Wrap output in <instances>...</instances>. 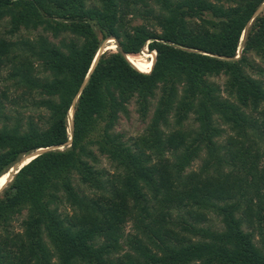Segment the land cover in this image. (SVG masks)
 Returning <instances> with one entry per match:
<instances>
[{"label": "trees", "instance_id": "trees-1", "mask_svg": "<svg viewBox=\"0 0 264 264\" xmlns=\"http://www.w3.org/2000/svg\"><path fill=\"white\" fill-rule=\"evenodd\" d=\"M91 4L0 0V264H264V0Z\"/></svg>", "mask_w": 264, "mask_h": 264}, {"label": "rangeland", "instance_id": "rangeland-1", "mask_svg": "<svg viewBox=\"0 0 264 264\" xmlns=\"http://www.w3.org/2000/svg\"><path fill=\"white\" fill-rule=\"evenodd\" d=\"M90 5H92L91 3H95L97 0H87ZM261 8V11L264 10V7H260ZM260 11V12H261ZM140 22L139 21H134V24H139ZM4 24V25H3ZM0 25V35L1 33H3L4 29L6 28V23H3ZM46 37H48V39H50L52 42L54 43H57V41L53 40L51 38V36L49 34L45 35ZM116 44H115V40H111L109 42H105L103 43V45L101 46L100 49H102V52H105V51H115V48H116ZM144 52V53H143ZM141 54L139 55H134L133 58L138 61L141 65H146L147 64V51L144 50ZM251 58L254 60L255 64L259 67L258 70L262 69L263 71L258 74V75H254V77L256 79H259L260 81L263 82L264 84V62L259 59L258 57L254 56L253 54L250 55ZM225 76L221 75V76H218V77H212V78H209V81L214 83V84H217L219 85L222 89H223V85L225 83ZM226 95L223 94V97H225ZM130 111H131V114H130V117L128 119H121L118 126L116 127V131L117 132H120L124 135V138L125 139H130V138H134L136 137L137 135L141 134L144 130V128L146 127V125L149 123L150 121V118H151V112L149 114V117L145 120V121H140L138 119V116L137 114L135 113V109H134V106L131 105L130 106ZM257 115H254V117H256ZM189 127L191 126L190 124H187ZM222 126L221 128H223L226 133L222 136V138H220L217 142H219V144H222L225 140H226V137L228 134L232 133L228 128L227 126H224V125H220ZM40 152V151H38ZM206 159V155H205V151H202V153L199 155V157L193 161L191 163V165L186 169V173H190V172H194V171H198L201 167V165L203 164V161ZM24 160V158L22 159V161L20 163H22ZM100 166L101 168L105 169L108 174H113V171H112V166L111 164L109 163V161L105 158V157H100ZM12 172L11 171L10 173H8L6 176L2 177L0 179V188H3L11 179L12 177ZM4 183V184H2ZM232 202L234 203H237L236 200H232ZM239 215V214H238ZM241 217V219L243 220V229L245 232H251L255 238V242L256 241H259L260 239V236H259V232L256 231L255 227H250L248 224H246V219L243 215H239ZM221 218L217 217L214 213H210L206 216V220L205 222H202V223H199L197 225V228L200 227V228H206V229H210L212 232H221L223 231V224L221 223ZM132 226H133V223L132 222H128L127 224L124 225V233L125 235L126 234H130L131 231H132Z\"/></svg>", "mask_w": 264, "mask_h": 264}, {"label": "bare ground", "instance_id": "bare-ground-1", "mask_svg": "<svg viewBox=\"0 0 264 264\" xmlns=\"http://www.w3.org/2000/svg\"><path fill=\"white\" fill-rule=\"evenodd\" d=\"M262 7H264V5L262 6ZM109 41H111V40H109ZM102 49H100L99 50V55H101L102 53ZM99 57V56H98ZM127 61L132 65V67H134L137 71H139V72H145V73H148V72H150L151 70H152V67H153V65H154V62H155V54L154 53H150V52H148L147 53V64L146 65H141L138 61H136L134 58H133V56H131V55H128L127 56ZM71 114H72V112L71 111H69V121L71 120ZM70 130H71V127H70ZM50 149V148H49ZM46 150H48V149H45V151ZM37 152H38V150H37ZM38 154H40V153H37V155ZM35 155V153H33L32 155H29L28 157H25L24 158V160H23V162L21 163V165H20V167L21 166H23L29 159H31L33 156ZM36 156V155H35ZM34 156V157H35ZM33 159V158H32ZM31 159V160H32ZM30 160V161H31ZM29 161V162H30ZM20 167H18V168H20ZM16 171H14L13 172V174L15 173ZM2 184H4V183H2ZM1 185V184H0Z\"/></svg>", "mask_w": 264, "mask_h": 264}, {"label": "water", "instance_id": "water-1", "mask_svg": "<svg viewBox=\"0 0 264 264\" xmlns=\"http://www.w3.org/2000/svg\"><path fill=\"white\" fill-rule=\"evenodd\" d=\"M261 11V8H259V10L257 11V13L256 14H258L259 12ZM245 33H246V31H244V33H243V36H242V39L244 40V38H245ZM111 40H113V39H111ZM117 47V46H116ZM98 56H100L99 55V51H98V53H97V55H96V57H95V59H94V61H93V64H92V67H91V70H92V68H94V66H95V64H96V62H97V60H98ZM126 58H127V56H126ZM91 72V71H90ZM85 84H86V80H85V82H84V84L82 85V87H84L85 86ZM71 112H72V114H71V120L68 122V124H70V127H71V130H72V128H73V107L71 108V110H70ZM48 150H50V149H48ZM45 152V151H44ZM37 152H35V154H36ZM41 153H43V152H41ZM40 153V154H41ZM32 155V154H31ZM38 155H36L35 157H37ZM34 157V158H35ZM22 161V160H21ZM27 164V163H26ZM23 167V166H22ZM22 167H20V168H18L17 170H16V172L14 173V174H16L17 173V171L19 170V169H21ZM12 178V177H11Z\"/></svg>", "mask_w": 264, "mask_h": 264}]
</instances>
